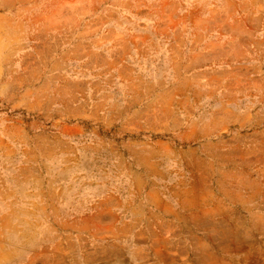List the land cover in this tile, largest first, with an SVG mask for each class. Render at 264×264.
<instances>
[{
  "label": "rangeland",
  "instance_id": "rangeland-1",
  "mask_svg": "<svg viewBox=\"0 0 264 264\" xmlns=\"http://www.w3.org/2000/svg\"><path fill=\"white\" fill-rule=\"evenodd\" d=\"M0 264H264V0H0Z\"/></svg>",
  "mask_w": 264,
  "mask_h": 264
}]
</instances>
